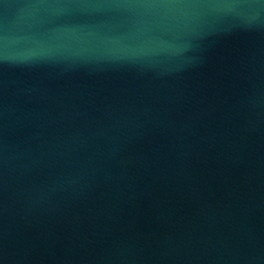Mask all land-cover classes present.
<instances>
[{"label":"water","instance_id":"1","mask_svg":"<svg viewBox=\"0 0 264 264\" xmlns=\"http://www.w3.org/2000/svg\"><path fill=\"white\" fill-rule=\"evenodd\" d=\"M0 264H264V0H0Z\"/></svg>","mask_w":264,"mask_h":264}]
</instances>
